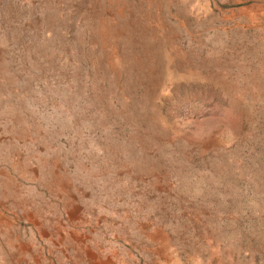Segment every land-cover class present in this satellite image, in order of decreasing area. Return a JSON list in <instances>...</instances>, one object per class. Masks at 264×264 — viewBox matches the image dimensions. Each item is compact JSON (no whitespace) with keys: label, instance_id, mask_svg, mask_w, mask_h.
<instances>
[{"label":"rangeland","instance_id":"obj_1","mask_svg":"<svg viewBox=\"0 0 264 264\" xmlns=\"http://www.w3.org/2000/svg\"><path fill=\"white\" fill-rule=\"evenodd\" d=\"M0 264H264V0H0Z\"/></svg>","mask_w":264,"mask_h":264}]
</instances>
